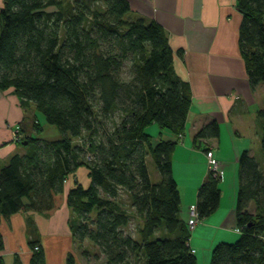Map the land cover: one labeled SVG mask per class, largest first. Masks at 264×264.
Segmentation results:
<instances>
[{"label": "trees", "instance_id": "16d2710c", "mask_svg": "<svg viewBox=\"0 0 264 264\" xmlns=\"http://www.w3.org/2000/svg\"><path fill=\"white\" fill-rule=\"evenodd\" d=\"M63 4L3 0L0 8V90H12L26 112L42 114L60 135L55 141L29 136L18 141L26 152L15 153L0 169V218L21 211L50 216L66 202L74 214V238L95 246L103 264H130L137 255L143 264H197L189 247L192 231L178 216L181 201L172 174L176 140L154 143L146 132L156 124L178 139L191 105L188 84L173 71L164 30L132 18L127 0ZM237 8L239 49L254 87L264 83V0H237ZM257 116L263 162L247 150L238 159L239 237L218 242L209 264H264V108ZM31 128L42 131L35 116ZM218 136L219 125L211 121L193 142L199 147ZM148 156L158 182L149 177ZM80 168L88 186L75 177ZM219 180L209 170L198 187L199 223L219 206ZM121 193L129 210L122 207ZM130 214L142 221L137 237L125 232ZM29 246V264H45L40 246ZM13 264H21L18 257ZM66 264H76L72 255Z\"/></svg>", "mask_w": 264, "mask_h": 264}, {"label": "crops", "instance_id": "0c3cea01", "mask_svg": "<svg viewBox=\"0 0 264 264\" xmlns=\"http://www.w3.org/2000/svg\"><path fill=\"white\" fill-rule=\"evenodd\" d=\"M127 1L132 18L155 22L164 30L173 51V71L190 90L191 105L183 135L177 139L166 130H158L157 135L159 139L166 136L176 140L172 174L180 195L178 216H182L181 220L188 221L198 187L209 171L205 149L213 153L223 170L218 183L219 206L194 228L189 239L197 264H209L214 245L231 242L237 236L233 230L236 228L238 159L244 150L255 157L260 152L261 121L257 112L264 108V83L251 87L249 82L239 49L242 14L237 0ZM2 5L3 0H0V8ZM30 113L41 124L39 134L31 128ZM211 121L218 123L219 136L202 140L199 147L195 146V133ZM17 127H21L23 137L45 141L60 139L54 126L20 106L12 90H0V169L15 153L26 152L16 140ZM153 134L155 132L149 135ZM75 177L79 180L78 171ZM71 178L65 184V195ZM155 178L156 182L160 180L157 173ZM74 224V214L66 202L50 216L21 211L0 218L3 241L0 258L5 264H13L16 257L21 264H29L32 255L29 243L36 242L44 251L45 264H66L69 255L76 264H83L81 257L86 250L82 244L85 241L80 243L74 238Z\"/></svg>", "mask_w": 264, "mask_h": 264}, {"label": "rangeland", "instance_id": "374dc122", "mask_svg": "<svg viewBox=\"0 0 264 264\" xmlns=\"http://www.w3.org/2000/svg\"><path fill=\"white\" fill-rule=\"evenodd\" d=\"M73 2V0H63V5L65 6V8L67 7V6H69L71 3ZM53 9V8H52ZM38 116H39V118L41 119V120H43L44 121V117L42 116V114H38ZM29 120H30V122H32V120H33V115H31V113H30V117H29ZM147 133L148 134H151L152 132H155V134H153V142L155 143V142H157L158 141V137L159 136H157L158 135V130H161L160 128H159V126L158 125H156V124H152V125H150L149 127H147ZM22 137V136H21ZM164 139H167V137L166 136H164L163 137ZM147 169H148V172H149V177H150V179H151V181L152 182H156V178H155V174L157 173V171H156V169H155V166H154V164H153V162H152V160H151V158L148 156L147 158ZM256 159L261 163V165H262V155H260V152L259 153H257V156H256ZM262 167V166H261ZM78 175L80 176L79 177V180H80V182L81 183H83V185L84 186H86L87 185V183L88 182H86V175L84 174V169H82V168H80L79 170H78ZM85 177V180L83 181V178ZM88 186V185H87ZM119 200H120V202H121V204H122V207H124V208H126V210H129L128 209V204H129V200H128V197H127V195L125 194V193H121L120 194V196H119ZM130 216V223H129V225L125 228V232H128V233H130L132 236H135V237H137V228H138V226L140 225V223L142 222L141 221V219L140 218H138V217H135L134 215H132V214H130L129 215ZM180 217V219L182 218V216H179ZM183 219V218H182ZM200 223H201V221H200ZM199 223V224H200ZM198 224V225H199ZM233 231H235V228H234V230ZM235 233H236V238H234L233 240H231V242H227V243H232V242H235L237 239H238V237H239V232H237V231H235ZM191 236H193V231L192 232H190V237ZM226 242V241H225ZM218 243V242H217ZM216 243V244H217ZM215 244V245H216ZM214 245V246H215ZM82 248H84V250H86L85 252H87V253H83L82 254V256L83 257H81V262L83 263V264H103L104 263V257H103V255L97 250V248L95 247V246H93V245H91L90 243H88V242H84L83 244H82ZM78 249V248H77ZM79 251V250H78ZM130 264H143V259H142V257L140 256V255H137V256H135L134 258H133V261L130 263Z\"/></svg>", "mask_w": 264, "mask_h": 264}, {"label": "built area", "instance_id": "2783aa9c", "mask_svg": "<svg viewBox=\"0 0 264 264\" xmlns=\"http://www.w3.org/2000/svg\"><path fill=\"white\" fill-rule=\"evenodd\" d=\"M20 127H17L16 129V140L19 141L21 139L20 134ZM206 160L209 166V170H211L216 177H221L223 174V170L221 169V166L219 162L215 159L213 153L211 151H208L206 154ZM198 218L197 213L195 211V207L190 208L189 211V220H188V228L189 230L193 231L194 228L198 225ZM238 232V229H235ZM191 253H194V250L191 249Z\"/></svg>", "mask_w": 264, "mask_h": 264}]
</instances>
